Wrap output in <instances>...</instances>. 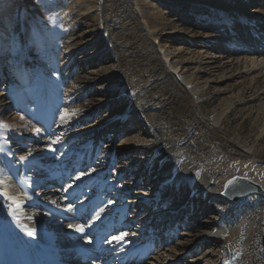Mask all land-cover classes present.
Returning a JSON list of instances; mask_svg holds the SVG:
<instances>
[{
  "label": "rangeland",
  "instance_id": "obj_1",
  "mask_svg": "<svg viewBox=\"0 0 264 264\" xmlns=\"http://www.w3.org/2000/svg\"><path fill=\"white\" fill-rule=\"evenodd\" d=\"M163 54L204 93L192 109L164 118L158 114L179 79ZM252 58L264 60V0H0V224L31 217L34 227L58 236L62 228L41 216L78 199L82 208L104 204L120 225L152 214L139 230L144 259L158 236L156 222L158 233L176 243L203 203L212 216L206 226H216L220 213L229 229L226 239L206 240L205 247L221 251L223 262L264 264V194L238 203L221 196L235 176L264 191V137L256 143L264 89L250 85L257 71L242 63ZM228 104L221 130L209 119ZM147 114L175 136L178 157H190L208 175L217 209L178 166L163 172L164 185L143 184L147 165L162 166L160 151L124 139L146 135ZM232 136L258 146L246 154ZM21 180L25 199L15 190ZM139 193L148 196L140 213L132 202ZM88 252L81 255L90 260L94 249ZM185 254L191 264L195 258Z\"/></svg>",
  "mask_w": 264,
  "mask_h": 264
},
{
  "label": "bare ground",
  "instance_id": "obj_2",
  "mask_svg": "<svg viewBox=\"0 0 264 264\" xmlns=\"http://www.w3.org/2000/svg\"><path fill=\"white\" fill-rule=\"evenodd\" d=\"M169 56V54H163L166 66L178 74L179 84L175 87L176 92L173 91V94L167 98L168 102L165 104L166 107L161 106V109L162 107L164 109L160 110V114H158L160 117L166 111L171 110L174 111V114L180 115L192 109L194 103L200 102L203 93L202 86L194 83L192 76L179 74L181 71L179 63L176 61L172 62ZM242 63L245 65L246 70L258 72L254 74L255 76L253 75L254 72L251 74L250 85L252 86V84L255 85L257 83L264 89V60L252 58L249 60L245 59ZM240 64L239 60H237L236 63H231L230 66L234 67ZM225 69L221 67L217 70L223 73ZM239 94H241V91L237 92V95ZM142 95L143 93L140 90H136V96ZM237 95H232V97H236ZM230 105L228 104L220 112L218 111L211 115L209 120L216 128L219 127V129L224 130V121L227 118ZM261 108L264 111V103L261 104ZM146 118V120L152 123L147 126L148 132L145 133L148 135L147 137L137 132L135 135L124 139L126 143L134 145L137 142L145 143L150 149L160 151L159 159L162 162V166L159 169L156 166L147 165L143 171V184L147 187H152L157 184L164 185L169 178L167 179L163 175V172L178 166L180 172L188 171L192 175L195 192L197 194H204L207 204L216 208L214 201V195L216 193L208 189V175L204 171H200L195 160H192L190 157L182 156L179 158L177 155L178 143L176 142L175 136L162 133L156 126L157 119L152 117V115L147 114ZM215 133L217 134L218 131L216 130ZM263 137L264 122L256 136V143L257 140L259 141ZM231 142L238 145L246 154L254 152L256 146H258L256 143H246V141H241L234 136H232ZM23 183L24 181L21 180L19 188L16 187L15 189L22 196L25 193L23 191ZM23 199H25V196H23ZM146 199H148L147 195L139 193L135 197V200L132 201L138 213L142 212L140 210L141 202L146 201ZM74 203H68V201L65 202L63 200L61 206L52 205L51 207H47V211L41 216V219H46L53 227L62 228L63 232L58 233V236L48 234L47 231L49 230H45V228L39 226L34 227V220L31 217L24 219L21 224L18 223L20 221L17 218L8 216L0 224V264H122V262L124 264H186L185 262L188 261V258L187 260L183 259V255L186 252L188 254L191 253V259L195 258L191 264H230L229 262H223L221 259L222 252L214 249L213 245L205 247V244H207L205 242L206 240H210L209 242L213 244L220 239H226L229 229L220 213H218L217 217L213 218L216 221V226H206V223L209 222L208 220L212 216L204 210L203 203L196 208L190 218L193 222H190V226L188 225V228L180 232L176 243L169 240L168 237H165L164 231L158 233L157 226L159 223L156 222L153 233H157L158 236L156 235L157 237L155 236L156 238L151 241V245L148 242L150 252L144 259L141 257L140 252L143 250L144 244L147 241L145 240L146 236L143 235L144 233L142 234L139 230L145 226L146 221L152 214H149V216H146L141 221L135 215L131 219H129L130 216H127L128 218L124 220L125 223L120 225L121 220H118L116 214L112 212L113 210H105L104 204L100 208L95 205L82 208L83 203L81 199L77 200L75 206H73ZM110 207L108 206L107 209ZM141 215L138 217H141ZM103 222H105L104 225H102ZM194 222H202L205 226L197 228ZM110 229L112 230L109 232L108 230ZM112 240H118V242H113ZM56 246H58V250L54 251V253H59V250L64 252L67 248H69V251L78 248L80 252L78 256H74L73 253L68 254L61 261L56 259L52 260L50 258V252ZM200 247L203 248L201 254L198 253ZM107 248L109 249L107 250ZM88 249H94L95 256L91 255L90 260L89 258L85 259L84 255H81H87L89 253ZM96 251H102L100 255L102 257L96 261H91V259L96 257ZM60 253L57 257L60 256ZM211 253H216V256L212 257Z\"/></svg>",
  "mask_w": 264,
  "mask_h": 264
},
{
  "label": "water",
  "instance_id": "obj_3",
  "mask_svg": "<svg viewBox=\"0 0 264 264\" xmlns=\"http://www.w3.org/2000/svg\"><path fill=\"white\" fill-rule=\"evenodd\" d=\"M252 194H264V191L255 182L244 177L235 176L227 180L221 196L229 202L238 203Z\"/></svg>",
  "mask_w": 264,
  "mask_h": 264
}]
</instances>
